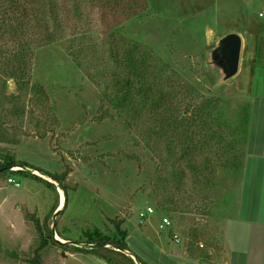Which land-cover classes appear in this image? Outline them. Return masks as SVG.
I'll list each match as a JSON object with an SVG mask.
<instances>
[{
    "label": "rangeland",
    "instance_id": "374dc122",
    "mask_svg": "<svg viewBox=\"0 0 264 264\" xmlns=\"http://www.w3.org/2000/svg\"><path fill=\"white\" fill-rule=\"evenodd\" d=\"M71 11L61 40L32 49L29 86L43 89L46 98L27 97L31 101H26L25 115L21 117L12 116L14 108L10 101L0 103L3 109L0 155H14L19 161L53 174L68 173L67 207L64 212H58L64 208L66 197L56 183L59 208L51 225L71 241L88 229L99 228L106 234L115 232L114 222L122 221V228L130 234L128 244L136 264H139L137 257L145 264L162 262L159 252L147 239L158 238L164 251L183 254L187 236L184 231L191 232L194 227L202 233L204 246L206 239L221 243L226 220L238 214L242 203L246 158L239 170L219 167L207 172L210 182H202L198 189L192 183L179 186L176 181L158 185L156 175L166 157L164 145L161 141L147 145L143 137L123 124L108 104L102 103V88L94 83V80L99 82L94 71L97 67L114 66L108 51L123 36L150 46L175 71L183 91L188 88L192 94L197 89L201 95L199 101L220 99L219 118L232 128L247 105L252 106L251 123L257 117L260 125L264 107L253 106L258 103L253 98L259 94L256 86L261 78L256 77L253 93H246L247 79L243 75L246 69L243 68V74L224 81L212 63L211 52L225 35L237 33L243 39L241 65L244 66L258 51L253 43L255 34L264 30V0H142L137 11L143 12L127 21L124 18L122 24L118 19L123 16L116 20L113 15H106L100 5L86 8V17L80 23ZM32 21L38 31L39 26ZM113 26L117 28L110 39L109 28ZM5 47L10 56L17 45L6 42ZM7 58L0 56V93L4 97L17 95V84L6 78L2 70ZM5 80H8L6 88ZM250 132L251 127L248 135ZM240 149L245 156L246 144ZM163 171L167 175V170ZM35 174L53 181L38 171ZM8 178L20 187L8 183ZM196 192H200L199 196ZM168 195L174 197L175 204L159 208L158 202L170 201ZM54 201V192L44 184L10 171L0 176V264H32L39 236L31 216L43 220ZM147 207L155 212L143 220L140 214ZM199 213L203 221L193 223ZM164 218L169 219L171 226L161 229ZM174 236L181 242L176 243ZM59 238L55 233V239L59 243L67 242L68 246L48 247L42 252L41 264H107L80 250H88V246ZM210 252L214 255L217 251L212 247ZM115 260L132 264L121 255H116Z\"/></svg>",
    "mask_w": 264,
    "mask_h": 264
},
{
    "label": "trees",
    "instance_id": "16d2710c",
    "mask_svg": "<svg viewBox=\"0 0 264 264\" xmlns=\"http://www.w3.org/2000/svg\"><path fill=\"white\" fill-rule=\"evenodd\" d=\"M99 5L106 15H113L116 20L118 16H123V19H118V23L123 22L124 18L127 21L139 16L144 11L141 13L137 11V7L142 6V0H0L2 44L0 56L3 58L9 56L5 51L6 42L17 45L2 68L6 78L14 80L17 84V95L4 97L0 93V103L2 101L12 103L13 117L25 115L26 103L31 101V99L27 101V97L46 98L43 89L29 86L33 47L50 46L61 40L70 10L74 13L75 20L80 23L86 17V8L91 9ZM32 20L39 26L38 31L34 29L35 23ZM116 26L109 28L110 39ZM120 39L108 51L109 60L114 66H104L100 69L97 67L94 73L99 82L94 80V83L102 88L100 89L102 103L108 104L128 129L136 131L147 145L153 141H161L164 145L166 157L156 175L157 184L176 181L179 186L183 183L186 187V184L192 183L193 188L198 189L202 182H210L211 177H207L206 173L213 172L214 168L229 170L242 168L245 156L240 146L248 139L252 106L247 105L243 108L238 124L232 128L219 118L222 110L220 99L199 101L201 98L199 91L195 88L192 94H189L191 91L188 88L183 91L175 71L159 58L150 46L123 36H120ZM77 65L81 67L79 61ZM7 81H4V88L7 87ZM2 110L0 109V117ZM0 157V176L7 175L10 171L13 175H21L44 184L54 192V204L44 219L31 216L39 236V244L31 263L41 264V255L45 249L50 246L61 248L68 246L67 242L59 243L55 239V233L61 239L71 241L51 225V220L59 208L60 194L56 183L66 197L65 206L60 213L67 207L69 187L65 181L68 173L64 171L61 174H53L19 161L14 155L7 153ZM17 167V170L9 169ZM163 169L167 170V175ZM35 171L53 181L36 175ZM200 192L196 194L199 196ZM157 195L160 196L159 193ZM167 198L170 199L167 203L158 202L159 208L165 209L167 205L175 204L174 197L168 195ZM200 214L193 219V223L203 221ZM122 224V221H115V232L109 234L103 233L99 228L88 229L71 242L88 246V250L83 248L80 250L95 255L107 264H120L115 260L116 255H121L132 264H136L132 257L128 256L132 254L128 244L129 232L122 228ZM184 232L187 234L184 239L185 252L190 258L208 263L214 260L215 257L209 253V249L215 247L217 242L203 240L206 247L201 248L202 233L196 227L191 232ZM137 261L139 264H145L138 257Z\"/></svg>",
    "mask_w": 264,
    "mask_h": 264
},
{
    "label": "crops",
    "instance_id": "0c3cea01",
    "mask_svg": "<svg viewBox=\"0 0 264 264\" xmlns=\"http://www.w3.org/2000/svg\"><path fill=\"white\" fill-rule=\"evenodd\" d=\"M255 39L253 47H258V51L245 61L244 66L240 62L238 74H243V68L246 69L243 75L247 79L245 90L249 94L255 89L256 77L261 78L256 86L259 94L252 98L258 101L253 106L264 107V30L255 34ZM256 118L250 125L251 132L245 143L242 203L238 214L226 220L221 243L214 247L217 251L215 256L212 255L214 260L208 263L190 258L185 251L183 254L164 251L160 239H147L159 252L161 264H264V112L260 125Z\"/></svg>",
    "mask_w": 264,
    "mask_h": 264
},
{
    "label": "water",
    "instance_id": "95a60500",
    "mask_svg": "<svg viewBox=\"0 0 264 264\" xmlns=\"http://www.w3.org/2000/svg\"><path fill=\"white\" fill-rule=\"evenodd\" d=\"M242 48L243 39L241 35L237 33H229L219 41L217 48L211 52L212 63L215 68L220 70L224 81L232 79L239 73ZM128 255L135 258L132 254Z\"/></svg>",
    "mask_w": 264,
    "mask_h": 264
},
{
    "label": "built area",
    "instance_id": "2783aa9c",
    "mask_svg": "<svg viewBox=\"0 0 264 264\" xmlns=\"http://www.w3.org/2000/svg\"><path fill=\"white\" fill-rule=\"evenodd\" d=\"M8 182L10 183V184H13L15 187H20V184L19 183H17L14 179H12V178H9L8 179ZM155 211H154V209L152 208V207H147V209H146V212H142L141 214H140V218L141 219H145L146 218V216H147V214H153ZM169 226H171V222L169 221V219L168 218H164L163 220H162V224L160 225V228L161 229H165V228H169ZM174 238H175V242L176 243H180L181 242V240L177 237V236H174ZM200 247L201 248H204V245L202 244V243H200ZM211 255H212V252H209Z\"/></svg>",
    "mask_w": 264,
    "mask_h": 264
},
{
    "label": "bare ground",
    "instance_id": "6f19581e",
    "mask_svg": "<svg viewBox=\"0 0 264 264\" xmlns=\"http://www.w3.org/2000/svg\"><path fill=\"white\" fill-rule=\"evenodd\" d=\"M64 203H65V200H64ZM63 206H64V204H63ZM62 208V207H61ZM59 240H60V238H59Z\"/></svg>",
    "mask_w": 264,
    "mask_h": 264
}]
</instances>
